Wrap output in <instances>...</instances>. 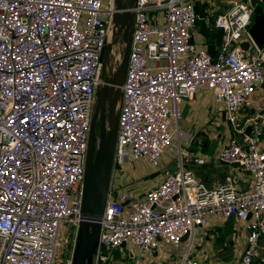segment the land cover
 Instances as JSON below:
<instances>
[{"label": "built area", "instance_id": "obj_1", "mask_svg": "<svg viewBox=\"0 0 264 264\" xmlns=\"http://www.w3.org/2000/svg\"><path fill=\"white\" fill-rule=\"evenodd\" d=\"M197 2L135 0L131 7L113 171L139 159L160 166L168 148L177 168H164L142 197L110 188L101 217L86 222L96 233L86 264H157L148 262L153 252L164 243L179 248L186 233L178 264H206L190 246L211 215L244 223L246 241L232 264L264 260V102L251 99L264 82V44L248 32L254 6L233 0L213 15L220 40L212 56L192 38ZM115 10V0H0V264H54L63 219L72 230L61 264H73L90 120ZM201 87L224 103L230 134L218 157L250 174L246 190L206 187L174 142L181 105ZM249 106L255 111L246 113Z\"/></svg>", "mask_w": 264, "mask_h": 264}, {"label": "crops", "instance_id": "obj_2", "mask_svg": "<svg viewBox=\"0 0 264 264\" xmlns=\"http://www.w3.org/2000/svg\"><path fill=\"white\" fill-rule=\"evenodd\" d=\"M232 1L203 0L201 3H205V6L198 10L199 19L193 29V39L202 41L207 49L212 43L217 50L220 30L213 25L211 15L216 10L226 9ZM251 99L255 102H264V82L256 87ZM253 111H255L253 106L245 109L246 113ZM179 130V135L174 132L176 139L174 142L177 144L179 141L190 155L189 158H185L184 164L193 170L196 178L206 187L230 184L236 191L251 187L252 178L246 170L234 162H225L218 157V152L229 136L230 129L225 118L224 103L217 101L210 89L201 87L191 99H186L182 103ZM169 152L174 154L171 148ZM195 156L204 158V161L196 162ZM169 162L164 154L160 166L140 175L137 174V170H132L119 173L116 177L115 169L112 174L111 187L115 193L125 192L138 196L139 190L136 189L138 181L136 180L150 175L144 190L155 185L163 176V169L169 168ZM228 220L229 218L211 215L206 224L195 229L190 246L192 258L206 264H232L244 246L247 231L236 223L228 227ZM181 246L185 248L187 241L182 240ZM172 248L170 243H164L153 252V256L157 255V264H178L177 257L171 255ZM259 252L264 256V235L260 240ZM255 264H264V260L257 257Z\"/></svg>", "mask_w": 264, "mask_h": 264}, {"label": "water", "instance_id": "obj_3", "mask_svg": "<svg viewBox=\"0 0 264 264\" xmlns=\"http://www.w3.org/2000/svg\"><path fill=\"white\" fill-rule=\"evenodd\" d=\"M135 0H115L100 72V81L95 90V102L90 120L85 172L81 189L80 240L73 264H86L96 238L94 231L86 228L87 221L98 220L103 211L111 188L113 154L117 135L118 119L122 101V84L125 80L132 41ZM254 6L249 35L257 46L264 44V0H249ZM205 30V28H204ZM242 48L250 45L249 40L240 43ZM208 51L215 56L212 43ZM251 126L246 127L249 133ZM236 164H238L236 162ZM126 202V201H125ZM166 202H169L167 199ZM228 227L233 224L229 217ZM187 233L182 236V240Z\"/></svg>", "mask_w": 264, "mask_h": 264}, {"label": "rangeland", "instance_id": "obj_4", "mask_svg": "<svg viewBox=\"0 0 264 264\" xmlns=\"http://www.w3.org/2000/svg\"><path fill=\"white\" fill-rule=\"evenodd\" d=\"M205 1V0H204ZM203 2V0H198V7L199 8H203L205 6V3H201ZM194 29V28H193ZM192 34H193V30H192ZM193 38V37H192ZM193 41L197 44V45H202V41L199 40H195L193 39ZM95 102V100H94ZM94 102H93V107H94ZM176 139L174 138V141ZM166 155V157L169 159V169L171 170H175L177 168V160H176V155H174L172 152H169V148L166 149L163 153V155ZM183 161L185 162V158H183ZM163 162V156H162V161ZM153 169H156V166H153L152 164H150L149 162H147L145 159H139V160H135L133 163L129 164V163H124L123 165H121V167L116 169V177L118 176L119 173H125L127 171H132V170H137V174H143L145 172L148 171H153ZM150 175H145L144 177H140L139 179H137L136 182V189L139 190V195L138 197H142L145 190H144V186L146 185V181L150 178ZM116 179V178H115ZM233 224H238V226L244 228V223L240 220H238L235 216H231ZM241 228V229H242ZM245 229V228H244ZM72 230V227L70 226V223L68 221V219H63L60 223V227H59V234H58V242L59 244L56 246V252H55V258H54V264H61L66 248L64 247V237L68 236V232ZM76 238L77 241L79 243L80 240V227L77 230L76 233ZM78 245V244H77ZM181 247V248H180ZM179 248H172L171 251V255L176 256L177 257V261L179 260V257L182 253V249H184L181 245ZM135 253H138L137 249H134ZM180 252V253H179ZM170 254V253H169ZM141 256H143V254H141ZM149 258V257H148ZM147 259V258H146ZM145 259V260H146ZM154 260L155 262H157V255H152L151 258L148 259V262L150 263V261Z\"/></svg>", "mask_w": 264, "mask_h": 264}, {"label": "trees", "instance_id": "obj_5", "mask_svg": "<svg viewBox=\"0 0 264 264\" xmlns=\"http://www.w3.org/2000/svg\"><path fill=\"white\" fill-rule=\"evenodd\" d=\"M199 5H198V3L196 4V8H197V11L200 9L199 7H198ZM218 11H221V10H216V11H214L213 13H212V15H211V18L213 19V15L215 14V13H217ZM199 19V18H198ZM197 19V20H198Z\"/></svg>", "mask_w": 264, "mask_h": 264}]
</instances>
